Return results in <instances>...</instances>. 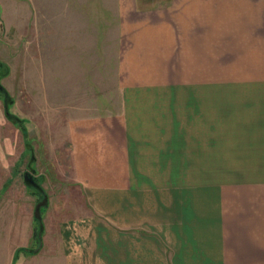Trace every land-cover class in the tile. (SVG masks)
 I'll return each instance as SVG.
<instances>
[{
    "label": "crops",
    "instance_id": "obj_1",
    "mask_svg": "<svg viewBox=\"0 0 264 264\" xmlns=\"http://www.w3.org/2000/svg\"><path fill=\"white\" fill-rule=\"evenodd\" d=\"M117 1L121 111L65 131L72 181L89 196L121 197L122 233L95 246L91 238L93 253L105 245V264H264V0H170L157 9ZM7 3L4 16L11 8L31 19L21 0ZM211 147L216 220L194 215L184 201L191 189L178 184L209 162ZM162 190L176 198L165 210ZM44 239L37 247L32 235L33 246L14 256L33 251L12 264L42 253Z\"/></svg>",
    "mask_w": 264,
    "mask_h": 264
},
{
    "label": "rangeland",
    "instance_id": "obj_2",
    "mask_svg": "<svg viewBox=\"0 0 264 264\" xmlns=\"http://www.w3.org/2000/svg\"><path fill=\"white\" fill-rule=\"evenodd\" d=\"M21 1L31 19L13 16L11 8L4 16L10 3L0 4V84L10 99L6 103L0 91V264H12L17 248L33 246L35 219L44 248L35 257L21 256L17 264H105L106 246L93 253L89 240L94 246L99 236L118 241L121 197L89 196L72 181L65 131L76 119L121 111L117 44L123 4ZM143 1L140 7L157 9L170 0ZM178 2L182 7L185 0ZM210 95L215 108L217 96ZM9 104L15 122L7 117ZM216 113L210 110L211 118L216 120ZM216 149L210 148L209 162L193 166L192 180L178 181L179 187L191 189L184 201L202 219L217 218ZM162 192L165 210L176 198ZM79 244L82 257L75 254ZM118 257L121 262V253Z\"/></svg>",
    "mask_w": 264,
    "mask_h": 264
},
{
    "label": "trees",
    "instance_id": "obj_3",
    "mask_svg": "<svg viewBox=\"0 0 264 264\" xmlns=\"http://www.w3.org/2000/svg\"><path fill=\"white\" fill-rule=\"evenodd\" d=\"M7 101H10V99L9 98H7ZM8 106V105H7ZM12 107V104H9V110H7L8 112H7V117H8V119H10L11 121H13V122H15L16 120H17V117L16 116H14L12 113H10V108ZM23 124H24V122H22ZM23 132H24V135L26 136V131L25 130H23ZM37 193V195L41 198V196H42V194H40L39 192H36ZM44 198V195L42 196V200H44L43 199ZM35 222H36V229H35V231H34V238H35V240L37 241V244H35V245H37V247H39V246H41L42 245V237L43 236H41L39 233V231L38 230H40V221L38 220V219H35ZM29 249H21V250H19L18 252H17V254H16V257H18V255L20 254V252H26V251H28ZM30 252L31 251H33V250H29ZM15 262H16V260H15Z\"/></svg>",
    "mask_w": 264,
    "mask_h": 264
},
{
    "label": "water",
    "instance_id": "obj_4",
    "mask_svg": "<svg viewBox=\"0 0 264 264\" xmlns=\"http://www.w3.org/2000/svg\"><path fill=\"white\" fill-rule=\"evenodd\" d=\"M0 91H2V93H4L6 99H5V102L7 103V98H8V94L7 92L5 91V89L3 88V86L0 84Z\"/></svg>",
    "mask_w": 264,
    "mask_h": 264
}]
</instances>
